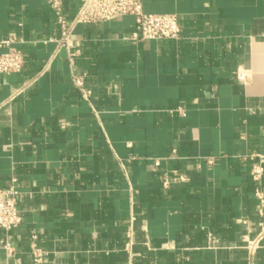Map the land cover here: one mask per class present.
Segmentation results:
<instances>
[{"label": "crops", "instance_id": "crops-1", "mask_svg": "<svg viewBox=\"0 0 264 264\" xmlns=\"http://www.w3.org/2000/svg\"><path fill=\"white\" fill-rule=\"evenodd\" d=\"M141 1L180 39L135 41L132 16L80 25L70 63L46 0H0V44L26 56L0 75V189L22 217L0 264H128L130 232L136 264H264V0Z\"/></svg>", "mask_w": 264, "mask_h": 264}, {"label": "built area", "instance_id": "built-area-1", "mask_svg": "<svg viewBox=\"0 0 264 264\" xmlns=\"http://www.w3.org/2000/svg\"><path fill=\"white\" fill-rule=\"evenodd\" d=\"M48 6L54 13L57 24L61 29V40L59 47L69 52L70 63L78 56L77 45H73L72 36L80 25H99L132 16L136 23V32L133 35L135 41H166L179 40L182 28L177 16L147 14L144 12L141 0H82L75 18L72 21L65 19L63 15L65 0H46ZM16 39L11 38L0 44V48L6 49L0 53V75L9 76L20 74L26 65L25 53L15 48ZM74 85L80 90L85 99L90 92L86 90L84 78L74 77ZM255 164L251 170V177L255 183H260L264 176V154H254L249 158ZM212 164V162H210ZM181 182L186 181L180 178ZM170 182L165 181V187ZM257 197L264 206V195L258 190ZM22 224V217L18 209V192L15 184H10L5 189H0V231L6 234L5 240L0 242V253L6 252L11 255L13 248L8 239V234L16 230ZM126 251L129 255L128 264H136L133 254V233L127 235ZM48 254L41 250L34 252V263L45 264Z\"/></svg>", "mask_w": 264, "mask_h": 264}]
</instances>
